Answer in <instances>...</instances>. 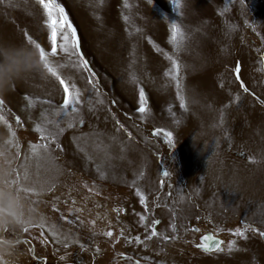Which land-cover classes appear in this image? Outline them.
Listing matches in <instances>:
<instances>
[{
  "label": "rangeland",
  "instance_id": "rangeland-1",
  "mask_svg": "<svg viewBox=\"0 0 264 264\" xmlns=\"http://www.w3.org/2000/svg\"><path fill=\"white\" fill-rule=\"evenodd\" d=\"M56 2L90 72L37 0H0V264H207L210 233L264 264V0Z\"/></svg>",
  "mask_w": 264,
  "mask_h": 264
},
{
  "label": "snow or ice",
  "instance_id": "snow-or-ice-1",
  "mask_svg": "<svg viewBox=\"0 0 264 264\" xmlns=\"http://www.w3.org/2000/svg\"><path fill=\"white\" fill-rule=\"evenodd\" d=\"M171 2L177 7L178 10L181 8V0H171ZM37 3L42 6V8L45 10L47 17H48V21H49L48 26L51 30L50 31V37H49L50 46H51L50 47V55L55 56L57 54V33H58V31H60L61 39L63 41V44L61 45L63 51L65 53L70 52L71 55L76 56L77 57L76 64L78 66H81L84 70H87L90 72L91 69L89 68L88 62L86 59H84L83 53L80 51V42L76 36V29L73 27V25L69 21L64 7L61 6V4L57 3L56 0H37ZM149 3H153V0H149ZM241 3L243 4V0H241ZM179 31H180L179 26L177 24H172V39H173V41L176 40ZM29 42H33L31 40V38H29ZM37 44L40 48V51L44 54V56L49 57V53H46L45 48L41 47V45L39 43H37ZM176 68L178 70L179 65H176ZM235 71H236V78L239 79L240 78L239 65H237ZM50 74L53 75L59 81V84L63 88L64 102H63V105H62V108L60 111L65 113L66 115H71V112H69L68 110L71 109L74 112L75 111V105L80 102L79 101V97H80L79 90L75 89V84L69 85V83L66 82V80L59 75V73L57 72V70L54 67H52ZM132 82L135 83V80H133ZM241 87L244 88L245 92L248 91V89L246 87H244L242 81H241ZM70 89L75 90V91L73 92ZM140 99H141V105L139 107V111L141 113H143L146 111V107H145L146 98L144 96V92L142 89L140 92ZM2 104H3V101L0 100V105H2ZM17 123H19V117H17ZM37 131H41V129L38 127ZM159 134H160V130H157L155 132V135H159ZM50 135H51V133L45 135L42 132L41 139L46 141L49 139ZM165 135L171 137L172 133L166 132ZM52 142L55 143V140H53ZM169 144L174 146V143L171 139H169ZM31 147L35 151L36 149H39V148H47L48 145L47 144H40V145H32ZM164 175L168 176L169 173L165 172ZM161 183H163V182H161ZM145 199L146 198L143 195H141V202L142 203L145 201ZM140 220L143 222L146 220V217L141 216ZM159 223H160V221H158V220L152 221V225L150 227V233L147 236V239L150 240L153 237H159L160 236V234L157 232L156 227H155ZM41 227H43V225H41ZM173 230L175 231V229H173ZM104 234L108 237L113 236V233L111 231H108ZM233 234L235 236H238V237H244L245 239L247 238L245 236V231H242L239 229L236 230ZM123 235H124V233L122 230L120 232V236L123 237ZM260 235L264 236V232H260ZM136 239L139 240L140 238L136 237ZM163 239L168 240V239H170V237L165 236V237H163ZM204 241H205V243H204L203 247H204L205 251L211 250V248L215 247V245L217 243L214 241V239L212 237H205ZM210 241L212 243H209ZM217 250H219V249H217ZM137 264H139L138 261H137Z\"/></svg>",
  "mask_w": 264,
  "mask_h": 264
},
{
  "label": "crops",
  "instance_id": "crops-1",
  "mask_svg": "<svg viewBox=\"0 0 264 264\" xmlns=\"http://www.w3.org/2000/svg\"><path fill=\"white\" fill-rule=\"evenodd\" d=\"M214 235V234H213ZM215 236V235H214ZM216 237V236H215ZM217 238H219V237H217ZM221 240V245H223L222 243H223V240L222 239H220ZM220 247V246H219ZM218 247V248H219ZM217 248V249H218ZM217 249H215V250H213V251H205V250H203V252H207V253H209V254H211V257H210V262L209 263H207V264H233L234 262H233V260H231V258H224L223 256H220V255H218V254H216V255H214V253L217 251Z\"/></svg>",
  "mask_w": 264,
  "mask_h": 264
},
{
  "label": "water",
  "instance_id": "water-1",
  "mask_svg": "<svg viewBox=\"0 0 264 264\" xmlns=\"http://www.w3.org/2000/svg\"><path fill=\"white\" fill-rule=\"evenodd\" d=\"M205 237H212L214 239V241L217 242L215 247L211 248V250H208V251H213V250L217 249L221 245L220 238L215 237L213 234L210 233V234L206 235ZM23 241H26V240H23ZM0 242L4 243L3 240H1V239H0ZM14 243L15 242H10V243H5V244L11 246V245H14ZM204 243H205V241L203 239L202 245H201V249H203V250H204V247H203ZM209 243H212V242L210 241ZM34 257L38 258L35 254H34Z\"/></svg>",
  "mask_w": 264,
  "mask_h": 264
}]
</instances>
